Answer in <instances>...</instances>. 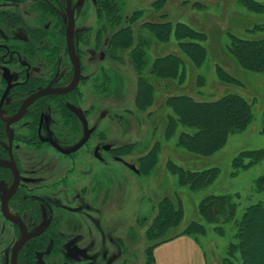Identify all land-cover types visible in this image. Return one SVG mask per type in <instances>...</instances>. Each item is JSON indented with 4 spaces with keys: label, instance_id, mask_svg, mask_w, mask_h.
I'll return each instance as SVG.
<instances>
[{
    "label": "flooded vegetation",
    "instance_id": "1",
    "mask_svg": "<svg viewBox=\"0 0 264 264\" xmlns=\"http://www.w3.org/2000/svg\"><path fill=\"white\" fill-rule=\"evenodd\" d=\"M83 8L92 11L86 36L77 26ZM69 12L77 83L26 102L41 89L73 82ZM111 30L96 0H0V264H111L114 250L137 252L141 234L147 242L141 197H125L126 183L110 171L118 164L135 173L128 167L134 165L141 174L142 156L127 149L134 103L117 109L125 75L136 82L128 53L116 50L118 59L108 51ZM113 74L118 93L104 86ZM95 91L103 94L98 101ZM148 194L151 217L159 201Z\"/></svg>",
    "mask_w": 264,
    "mask_h": 264
},
{
    "label": "rangeland",
    "instance_id": "2",
    "mask_svg": "<svg viewBox=\"0 0 264 264\" xmlns=\"http://www.w3.org/2000/svg\"><path fill=\"white\" fill-rule=\"evenodd\" d=\"M122 1L125 15H130L133 10H141L140 18L132 24V28L136 42L137 40H142L148 44L146 65L156 56L167 53L179 54L176 41L173 38L166 43L154 41L147 29L141 25L146 20L159 21L164 18L160 17V14L164 13L166 14V19L173 22L187 23L194 29L203 32L206 36L204 41L207 50L206 59L199 67L188 65L187 73L190 72V81L186 82V84L184 82L186 91L191 90L194 97L198 99H215L222 95L233 93L242 95L249 101L254 100L253 116L240 131L230 133L222 148L214 154L197 156L176 144L178 132L184 129L181 125H177L171 136L165 137L166 115L169 113V109L164 105V101L168 93L159 94L148 108L149 113L148 111L134 112L137 123H134L131 127L133 132L128 135V141L134 147L132 148L134 155L141 156L147 153L154 143L158 144L155 167L149 174H135L118 164H113L110 167V171L115 173V176L118 175V178L126 183L125 197H141L142 208L140 217L142 216V233L149 224H152L153 218L157 213L153 212L151 217V213L149 215L150 210L147 207L152 203V199L149 197L148 192L151 191L153 194L154 203H157L164 196H169L173 201L175 200L176 204H179L181 216L176 224L165 229L166 231L162 236L187 232L204 247L209 264H220L227 244L232 239L234 233L233 225L231 223L225 224V232L220 235L217 229L214 228V224L201 222L196 206L204 196L209 194H236L238 202L237 215L239 216L242 209L248 204L258 200H263L264 202V193H253L254 180L264 173V157L248 167L241 168L238 166L234 168L232 165L234 157L242 151L264 150V72L243 70L232 56L225 51L226 44L231 40L230 35L244 38L250 36L264 37V13H254L246 10L239 0H166L163 8L157 12L151 6L154 0ZM256 1L264 2V0ZM91 14L92 11H88L87 8L78 9L77 26L82 36H86L87 32H89L83 26L86 18L92 16ZM81 46L82 44H80ZM97 53L95 54L97 55ZM216 63L220 64L230 75L237 78L240 84L235 86L219 82L214 69ZM105 64H103V67L107 69L108 67L106 68ZM125 67L130 68L128 64H125ZM109 71L113 73L112 70L109 69ZM113 75L110 76L111 83L106 88L111 87L110 93L113 91L118 93L119 89L117 88L120 81L117 76ZM130 76L133 77L132 80L125 75L127 84L125 90L120 94L118 110H122L123 107L133 108L132 99L135 91L133 73L130 72ZM100 80L102 79L100 78ZM151 82L156 86L155 88L159 89L156 84L158 81L152 79ZM101 95L103 94L95 91L96 101ZM98 105H100V102H98ZM120 113L125 115L124 111ZM167 159H171L182 167L197 170L215 167L217 176L206 187L191 191L186 187L178 186L176 176L168 172L165 167ZM134 184L140 186L141 190L137 193H135L133 188H130ZM147 217L150 218L143 223V219ZM191 223H199L202 226L199 229H195L194 226L189 228ZM140 237L141 241L138 243L139 245L137 244V252H131L128 249L127 252L121 253L123 251L114 250L111 264H151L148 261L149 247L156 239L148 238L147 236L146 244L142 245L144 238L142 234ZM114 239L119 238L114 236ZM118 247L122 250L124 249V244L119 243ZM123 261L125 262L121 263ZM131 261L134 263H127Z\"/></svg>",
    "mask_w": 264,
    "mask_h": 264
},
{
    "label": "trees",
    "instance_id": "3",
    "mask_svg": "<svg viewBox=\"0 0 264 264\" xmlns=\"http://www.w3.org/2000/svg\"><path fill=\"white\" fill-rule=\"evenodd\" d=\"M96 2L98 14L104 15L105 22L112 27L109 53L111 56H116L113 55L117 53L116 50L128 53L136 82L133 98L135 110L148 111L157 95L168 93L164 101V105L169 109L166 115L165 137L171 136L177 125H181L184 129L178 132L176 144L191 154L210 156L222 148L230 133L240 131L249 122L253 116L254 100L249 101L242 95L233 93L215 99H198L191 90L184 89L186 82L190 81L188 65L199 67L206 59L207 50L204 44L206 36L203 32L187 23L168 20L164 13L160 14V17L164 18L159 21H143L141 25L147 29L154 41L166 43L173 38L179 51V54L167 53L156 56L146 65L148 44L142 40L136 42L132 28V24L140 18L141 10H133L130 15H125L122 0ZM239 2L248 11L264 13V2L256 0ZM165 3L166 0H154L151 6L157 12ZM230 36L231 40L226 44L225 51L236 63L246 71L264 72V37ZM116 58L119 59V56ZM214 69L219 82L235 86L240 84L239 80L225 71L220 64L216 63ZM152 79L158 81L156 84L159 89L155 88ZM108 80L104 83L105 88L107 82L111 83V79ZM132 147V143L127 145L129 150ZM157 148L158 144L154 143L147 153L138 158L141 174H149L155 167ZM263 157V149L242 151L234 157L232 165L234 168L248 167ZM165 167L176 176L178 186L191 191L206 187L217 176L215 167L197 170L182 167L171 159H167ZM253 193H264V173L254 180ZM236 196V194L206 195L198 202L197 213L204 224H214L220 235L225 232V224L233 225L234 233L220 264H264V202L255 199V202L245 206L238 216ZM180 216V206L175 200L169 196L159 200L156 216L146 231L148 238L156 239L149 247L148 261L151 264H153L151 249L154 245L179 233H187L162 236L165 229L179 221ZM192 226L199 229L202 225L191 223L189 228Z\"/></svg>",
    "mask_w": 264,
    "mask_h": 264
},
{
    "label": "crops",
    "instance_id": "4",
    "mask_svg": "<svg viewBox=\"0 0 264 264\" xmlns=\"http://www.w3.org/2000/svg\"><path fill=\"white\" fill-rule=\"evenodd\" d=\"M151 256L153 264H209L204 247L187 233L157 243Z\"/></svg>",
    "mask_w": 264,
    "mask_h": 264
},
{
    "label": "water",
    "instance_id": "5",
    "mask_svg": "<svg viewBox=\"0 0 264 264\" xmlns=\"http://www.w3.org/2000/svg\"><path fill=\"white\" fill-rule=\"evenodd\" d=\"M73 27H74L73 15L71 12H69L68 13V24H67L66 35H67V47H68L70 59L74 65V79H73L72 84H70V86L68 88H64V89H60V90H58V89L50 90L49 87L45 88V89H41L38 93L32 95L26 102L31 101L34 97H36L37 95H40V94H44V93H48V92H55V93L66 92V91L70 90L77 83L80 71H79V64H78L77 57H76V54H75L74 49H73V43H72ZM75 110H77V109H75ZM84 141H85V139L81 140L71 150L79 148L83 144ZM128 167L130 169H132L135 173L139 172L138 169H136V167L134 165H128Z\"/></svg>",
    "mask_w": 264,
    "mask_h": 264
}]
</instances>
